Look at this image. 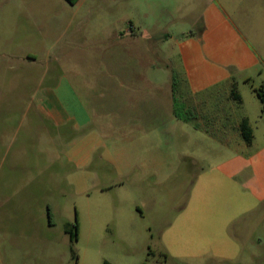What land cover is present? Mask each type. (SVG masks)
Segmentation results:
<instances>
[{"label": "rangeland", "instance_id": "obj_1", "mask_svg": "<svg viewBox=\"0 0 264 264\" xmlns=\"http://www.w3.org/2000/svg\"><path fill=\"white\" fill-rule=\"evenodd\" d=\"M83 1L72 8L66 0H0V264H264V212L258 220L260 211L238 217L251 205L229 197L231 183L216 173L196 183L209 163H177L172 173L165 164L161 182L121 175L106 162L79 169L66 151L80 133L36 114L33 98L63 72L81 69L76 60L56 61L62 50L87 36L95 45L108 25L135 30L140 21L124 0ZM220 2L260 62L242 74L253 92L264 82V0ZM196 3L199 14L204 6ZM174 20L153 19L169 28ZM98 102L100 115L119 109L116 100ZM103 126L112 151L124 147L121 125ZM186 139L179 149L194 152ZM254 220L257 232L240 229ZM66 224L78 225L77 237Z\"/></svg>", "mask_w": 264, "mask_h": 264}, {"label": "crops", "instance_id": "obj_2", "mask_svg": "<svg viewBox=\"0 0 264 264\" xmlns=\"http://www.w3.org/2000/svg\"><path fill=\"white\" fill-rule=\"evenodd\" d=\"M66 1L72 8L84 3ZM124 1L132 12L135 7L136 14L129 16L140 20L133 22L135 30L108 25L100 31L107 34L99 32L104 37L95 45L87 44V36L83 43H71L62 50L56 61L76 60L81 69L63 72L33 98L38 101L36 114L54 128L80 133L68 142L66 151L79 169L106 162L114 164L121 175L151 176L161 182L166 178L165 164H172L168 167L172 173L177 163H209L195 182L218 174L231 183L229 197L246 199L251 205L238 217L260 211V219L264 212V112L254 91L257 87L251 85L253 92H248L250 81L242 75L258 70L260 62L245 37L220 0L216 4L200 0L204 9L199 14L196 0ZM73 13L76 19L78 11ZM189 17L191 24L186 22ZM154 18L175 20L169 28ZM190 26L197 30L190 31ZM233 88L241 102L232 96ZM98 100H116L119 109L111 118L100 115ZM176 102L191 116L189 121L176 115ZM244 119L253 131L251 144L240 131ZM110 123L121 125L125 132L124 147L115 151L102 134L103 124ZM181 137H187L194 152L179 149ZM166 144L170 154H166ZM227 206L229 211L234 209ZM257 220L241 224L240 229L250 225L257 232L261 222Z\"/></svg>", "mask_w": 264, "mask_h": 264}, {"label": "trees", "instance_id": "obj_3", "mask_svg": "<svg viewBox=\"0 0 264 264\" xmlns=\"http://www.w3.org/2000/svg\"><path fill=\"white\" fill-rule=\"evenodd\" d=\"M68 1H70L71 3H75L78 0H68ZM173 88H174V94H175L176 93L175 78L173 81ZM254 91L256 92L257 96L260 98V100L263 104V112H264V85H260L259 87L255 88ZM232 96L234 97V99L236 101L241 102V96L235 88L232 89ZM175 112H176V115L178 117H180L181 119L186 120V121H189V119L191 117V116H187L188 114L184 112L183 108L181 106H179V104L177 102L175 104ZM240 131H241V134H242L243 138L245 139V141L248 144H251L253 141V131H252V128H251V125H250L248 119H244L241 122ZM73 227L75 229H78L77 224H75L73 226L71 224H66L65 231H66V233L70 234L72 238H75V237H77V235L72 230ZM104 264H111V263L108 261H105Z\"/></svg>", "mask_w": 264, "mask_h": 264}, {"label": "built area", "instance_id": "obj_4", "mask_svg": "<svg viewBox=\"0 0 264 264\" xmlns=\"http://www.w3.org/2000/svg\"><path fill=\"white\" fill-rule=\"evenodd\" d=\"M132 30V29H131Z\"/></svg>", "mask_w": 264, "mask_h": 264}]
</instances>
